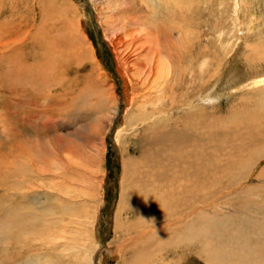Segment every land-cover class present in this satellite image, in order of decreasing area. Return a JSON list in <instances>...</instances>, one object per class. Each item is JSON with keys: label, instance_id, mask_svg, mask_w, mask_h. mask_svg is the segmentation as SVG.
<instances>
[{"label": "rangeland", "instance_id": "1", "mask_svg": "<svg viewBox=\"0 0 264 264\" xmlns=\"http://www.w3.org/2000/svg\"><path fill=\"white\" fill-rule=\"evenodd\" d=\"M147 1L150 8L157 9L163 16L164 9L158 7L161 0ZM236 2L237 0H189L192 11L184 14L195 26L191 28L192 31L196 30L194 36L197 35L195 53H200L203 49L206 53V56L203 53L199 58V66L203 72L208 69L205 73H213V59L220 56L218 58L222 63L225 59L224 64H230L227 73L228 70L230 72L223 82H230V73L238 70L240 73L235 74L242 75V81L239 82V86H242L252 81L255 76L264 77V60H257L260 58L255 53L264 39V0H243L244 5L239 12ZM120 3L121 0L112 1L115 6L109 16L106 15V0H0V264H132L131 250L135 247L130 249V245L126 246L125 250L129 251L126 253L121 251V246L122 241L130 244L134 238H119L116 232L117 214L126 198L122 196L123 190H128L126 183L131 180V172H135L134 168L131 170V161L143 171L145 168L141 167H145L146 160H150L149 151L151 153L155 148L162 151L163 148V145L159 148L157 145L153 146L151 140L154 130L166 127L168 120L183 126L182 121L190 110L177 104L166 108L165 98H162L161 102L155 104L156 111L162 109L159 123H138L137 126L140 127L133 131L130 129L129 119L137 113L136 108L134 107V111L132 108L135 83L133 80L132 83L126 80L124 76H134L135 72L128 73L125 60L130 58L128 62L133 63L137 57L135 49L138 45L135 43L131 50L130 39L125 38L123 32L120 31L121 34L119 31H109L107 19L118 14ZM126 7L131 8L130 5ZM151 14L142 16L147 19ZM78 30L83 35L80 41ZM67 32H74L77 40L71 34V41V35ZM122 35L125 38L121 39L122 43L116 41ZM47 37L55 43L59 40L56 44L63 46L62 49L58 46L61 51L58 50V54L62 53L58 65L54 59L49 62L48 56L46 57L48 52L42 49ZM66 41L72 46L66 45ZM47 44L45 43L46 46ZM46 46L45 49L48 48ZM260 52L261 48L259 55ZM21 53L26 54L27 58L23 57L26 62H22ZM56 55L55 52L54 56L58 57ZM248 56L251 61L254 57L257 58L255 65L245 63ZM147 69L152 73L147 72L148 78L146 75L141 76L138 80L142 84L137 86L142 94L155 93L157 96L156 67L150 65ZM22 75L28 78L26 89L22 85ZM202 76L203 74L200 75ZM261 85L264 86V83L255 87L261 88ZM255 87L223 91L221 84L217 90L222 93L219 106L211 111H195L197 122L203 126L205 123H213L214 120L231 121L215 123L223 126L228 124L225 131L229 128V135H235L229 137L236 138L234 142L224 144L222 150L216 153L220 170L217 179L222 184L228 181L222 177L228 160L224 152L228 154V150L234 149V153L239 155L238 151L248 144H241V137L245 136L249 123L239 129L234 126L254 114L256 106L252 98L258 92ZM193 91H188L183 97L189 100L188 104L194 97ZM257 96L260 100L264 99V92L255 97ZM156 106L153 107V113H156ZM242 108L245 111L237 116ZM116 115L119 117L115 123L113 142L116 147L113 151L108 135ZM199 125L197 123L190 128L195 135L194 142ZM120 129L126 130L128 135L125 132L122 137H116ZM258 146L255 144L249 147L250 155L247 153L248 158L239 164L240 170L238 165L235 166V174L231 177L234 184L222 186L218 190L209 188L211 191L201 187L197 189L199 194L196 192L192 195L194 198L189 196L183 200L189 206L183 207L186 210L182 216L191 218L184 228H190L191 225L193 230H189L191 233L188 231L186 238L179 237V243H184L183 248L187 247L194 253L189 255L188 250L185 253L189 256L180 253L175 257L178 260L181 256L176 264L180 261L184 264H209L206 260L209 253H214L210 250L212 246L217 253L221 251L222 243L233 242L232 246L238 249L242 241L246 242V246L252 245L255 248L247 263L264 264V242L261 240V244L255 235L260 227L264 231V146L262 145L263 149H258ZM4 173L13 175L10 182L9 179L6 182ZM141 179L145 181L146 176ZM142 181H137V190ZM142 186L147 193L148 183ZM167 186V183L164 184V187ZM234 187H238L237 190ZM177 189L178 184L174 186V190ZM160 191L157 188L154 194ZM160 193L164 196L165 190L164 195ZM140 196L139 193L138 197L135 194V199H141L143 205V198ZM174 197H165L168 204L165 202L162 203L165 206H159L166 209L167 217L178 209L172 201ZM176 197L179 200L180 196ZM193 199L195 200L191 201ZM132 202L128 196L127 205ZM136 204L138 206L139 202ZM131 213L129 222L135 224L137 220L134 231L142 228V222L147 226H144L145 232L147 228L150 229V225L156 228L155 225L158 227L162 224L152 216V210L146 207L141 208V212L137 211L138 215L135 214L136 211ZM132 215L136 216L135 220ZM153 218L155 221H152ZM240 221L246 227L240 226ZM122 222L125 223V220L122 219ZM182 224L181 219L172 227L176 229L182 227ZM209 227L216 228L212 237H205L203 234L196 237L195 230L200 232ZM240 234H245L247 239L239 238ZM235 235L239 239L226 241L229 236ZM144 237L149 240L148 233ZM217 247L219 248L216 249ZM244 256H247V252ZM147 264L150 262L147 261Z\"/></svg>", "mask_w": 264, "mask_h": 264}, {"label": "bare ground", "instance_id": "2", "mask_svg": "<svg viewBox=\"0 0 264 264\" xmlns=\"http://www.w3.org/2000/svg\"><path fill=\"white\" fill-rule=\"evenodd\" d=\"M112 1H114V0H106V5H107L106 10H108V12H107L108 14L106 13V15H109V16L111 15V11H114L113 8L115 5L112 4ZM136 4L138 5V7H135ZM127 5H130L131 8L126 7ZM235 5L236 6L238 5L241 7V9H240L237 6V8H238L237 12L242 11V7L244 5L243 0H237ZM158 7L161 9H164L163 10V16H161V14L159 13V11L157 9H155L153 7L150 8L147 0H121V3L118 5V14L112 15V17L107 19L108 23H109V27H108L109 31H111V30H113V32H116V31L120 32L121 31L124 33L125 38L127 37L130 39V45L129 46H130L131 50L134 49L133 45L135 43L138 45V48L135 49V51L137 52V54H135V56L137 55V57L134 59L133 63L128 62L130 60L129 57H131V56H129V57L127 56L129 58L128 61H127V59L125 60V68L128 71V73H130L131 71H134L135 73H134V76H131V77H129L126 74L127 76H124V78L126 80L128 79L130 82H131V80H133V82L136 84V85L133 84L134 96L132 98V100H133L132 108L134 111L135 110L134 107H135L137 110V113L129 119L128 123H131V125L129 124L130 129L133 131L137 127H140V126H137L138 123L141 125H144L146 122H149V121L153 122V123H156V122L159 123L160 120H158V118L160 117L159 115H161L160 114L161 108H159V110H157L158 111L157 112L156 111V109H157L156 105L158 104L157 102H161L162 98H165L164 101L167 104L166 108H168L169 105L175 106V104H177V105H181V106H186L187 109L190 110V111L187 110L188 113L185 116V119L182 121L183 126H181V125L178 126V124L176 125V123H174L170 120H168V121L166 120L167 121L166 127H163V128L159 127V129L157 128L158 130H156V129L154 130L153 135H152L153 139L151 140V142L153 143V146L157 145L159 148L160 145H163V148H162V151H157L156 148L154 149L156 152L152 150V152L150 153V151H149L150 160L148 161L145 159L147 161L146 162L147 164L145 165V167L144 166L141 167L143 169L145 168L143 170L144 172L141 169H138L139 168L138 165L131 161V163H132L131 170L134 168L135 172L134 173L131 172L132 177L129 176L131 178V180L126 183V185L128 186V190H123L122 196L124 195L123 197H126V198L122 202V204L120 205L121 207L119 208V211L117 214L116 232H118L119 238H123V237L129 238V239H130V237L134 238L130 244L128 241L126 243L124 241H122L123 245L121 244L122 245L121 251L122 252L125 251L126 253L129 252L128 250H125L126 246L130 245V249L135 247V249L131 250L133 252L132 259H130L132 264H147V261H148V263L150 262V264H176L178 262V260L181 258V256L178 260L177 259L175 260V257L179 256L180 253H182L183 255L187 254V252L185 253V251L188 250L189 255L190 254L192 255L194 252L191 249H189V248L187 249V247L183 248V245H184L183 240H182L183 244L179 243V237H183V239H184L188 236V234H189L188 231L191 229L193 230L191 225H190V228L187 227L188 229L184 228V226H187L189 224V221L191 220V218L190 219L187 218V219H189V220H187L186 218H183V216H182L183 212H185V210H186L183 207L189 206L187 204V202L183 201V200L187 199L189 196L192 197V195L196 194L197 189L201 188V187L205 188V189L206 188H208V189L209 188L210 189L215 188L216 190H218L217 188H220L222 186L227 187L228 184H229V186H231L232 184H234V182L232 181L233 179L231 180V177H233V175L235 174L233 172L236 170L235 166L238 165V169L239 170L241 169L239 164H241L246 158H248V156L246 157V154L248 153L249 147L251 145H255V144L257 145L258 144L259 145L258 149H260L264 146V144H263L264 143V99L260 100L258 97L259 95L257 97H255L257 94H259V93L262 94L264 92V86L261 85V88L255 87V86H259V84L264 83V77L262 75L255 76L253 78V80L250 82H247L246 85L239 86L240 85L239 82L242 81L243 77L241 74L236 75L235 73H240V72L238 70H235L236 72L230 73V78H229L230 82H228V81L223 82L224 77H227L229 72H230L228 70V73H227V69L230 68V67H228L230 64H229V62L224 64L225 59L223 60V63H222V61H220L218 58L220 56H217L216 59H213V62H212V64L214 65V68L212 71L213 73L210 74L208 72L209 75H208V73H205L208 69H206L203 72L202 68L199 66V63H200L199 58H201L200 56L203 55L205 50L203 49L200 53H195L194 48L197 45L195 42V40L197 39V35L194 36V34L196 33V30H194L195 32L191 30V28L192 27L194 28L195 26H194V24H192V22L188 21V18H187L188 16H186L184 14L185 12H190V10L192 11L191 4H189V0H161V1H159ZM146 13H148V14L152 13V14L150 16H147V19H145V18H143L142 14H146ZM116 23H117V25H116ZM117 29H119V30H117ZM119 32H117V33H119ZM48 34L46 36H48ZM68 34H70V35L72 34L74 39L77 38L76 34H74V32H70ZM72 35L69 36L71 41L73 39ZM81 35H82V33H80L78 30L79 41L81 40V38H83L82 37L83 35L82 36ZM116 36H118V35L116 34ZM192 36H194L195 39ZM121 37L122 38H119V37L116 38L115 37L116 41H119V42L121 41L120 43H122L123 40H121V39H125V38L123 37V35ZM55 41H57V40H55ZM127 41H129V40H127ZM73 42H74V40H73ZM73 42H72V44H73ZM45 43H48L47 46L45 45ZM45 43H44V45H43V43H40V45H43L42 49H44L46 51V53L48 52L46 57L48 56L49 62L51 59H54L56 65H58L59 64L58 61L60 60L59 58L62 57V53H60V55H59L58 54L59 52H57V51L59 49H62L63 46L61 44L57 45L58 43L56 44L49 37H47V40L45 41ZM259 44H260V48H261L260 55H259L260 48L255 50V53L258 56L257 58H260V59H257L254 57L253 61H251L249 59V56H248L246 59V62H245L246 64L255 65L256 59L260 60V61L264 60L263 59L264 58V39ZM66 45H71V44H69V42L66 41ZM45 46L48 48L45 49ZM58 46H61V47L59 48ZM63 51H65V50H63ZM55 52L57 53L56 56H58V57L54 56ZM133 52H134V50H133ZM22 54L23 53H21V59L23 62V61H25L23 59V57L27 58V56H25L26 54L25 55H22ZM204 56H206V53H204ZM51 62H52V60H51ZM45 63H47V61ZM150 65L156 67L155 72H157V74H158V75L155 74L156 79H157L155 84H157V88H158L157 96L155 93H154L155 96L152 94H142L139 91V87L137 86L138 84H142V83H139V80H138V79H141L140 78L141 76L146 75L147 72L152 73L147 69L148 66H150ZM53 66H54V63H53ZM46 67H48V66L46 65ZM239 70H241V69H239ZM202 74H203V76L200 77V75H202ZM204 74H205V76H204ZM147 75H146V77L148 78L149 75L148 76ZM22 78H23L22 80H24L22 85L26 89V88H28V86L25 83L27 82L28 78H27V76L25 78V75H22ZM229 79H227V80H229ZM147 80H149V79H147ZM154 80H155V78H154ZM146 82H148V81H146ZM221 84L223 85V88H222L223 91H224V89L227 91L230 89L240 91V90H243L244 88H251L252 86L255 87L256 88L255 90L258 91L254 95V97L252 98L253 100H255L254 106H256V109L253 110L254 114L251 115V117L247 118L246 121L244 120L241 123H235V126H234V128L239 129V128L246 127L245 123H249V125L246 127L245 136L240 135V136H242L241 137V140H242L241 144H243V143L247 144L248 143L249 145L247 144L246 146H244V148H241L242 150L238 151L239 155H236V153H234V151H235L234 149L228 150V154L227 153L225 154V152H224V155H226V157H228V160L225 159V160H227V162H226L225 170L222 171L224 173L222 177L228 179V181H226V183H223V184L220 182V180L217 179V176H219L218 173L220 172V170L218 167L219 161L217 160V162H216V158H217L216 153H218V151L220 149L222 150V147L224 144H230L231 141L234 142V140L236 138L233 139L232 137H234L235 135L234 134L232 135L230 133L232 135V137H229V136H231V135H229V131L227 132V129H229V128H227L225 131V128L228 124L226 126H223L222 124L221 125L215 124V123H224L225 121L217 122L214 120L213 123H205L203 126L202 123L197 122V120L195 118V111L196 110H199L200 112H202L203 110L204 111H211L215 107L217 108V106H219L220 100L222 97V93L217 92V90H219L218 86H220ZM232 84H234V87L231 88ZM143 85H145V84H143ZM136 86H137V88H136ZM150 86H151V84H150ZM151 88H152V86H151ZM136 90H138V93H135ZM192 90H194L193 91L194 97L192 98L191 102L188 104L189 100H185L183 97H184L185 93H187L188 91L192 92ZM149 91H148V93H150ZM237 91H236V94H238ZM139 92L141 94H139ZM250 97H251V95H250ZM156 99H157V101L154 102V100H156ZM192 101L194 102V104ZM195 102L199 106L195 105ZM154 106H156L155 112L157 114L153 113L154 112V108H153ZM162 106L163 105H161V107ZM186 107H184V108H186ZM188 107H190V108H188ZM170 110H172V109H170ZM164 111H166V110H164ZM180 111L181 110L179 109V112ZM244 111L245 110H243V108H242L241 111L237 113L238 114L237 116L241 115ZM171 112H169V114ZM155 117H156V120H154ZM175 118L173 120L176 122ZM179 120H181V119H179ZM179 120H177V122ZM238 121H240V119ZM228 122L230 123L231 121H228ZM228 122H225V123H228ZM197 123H199L200 125H199L198 131H197V138L195 139V142H194L195 135L192 133L190 128L193 127L194 125H196ZM227 127H229V126H227ZM217 130H219V131L216 133L215 131H217ZM132 131H131V133H132ZM125 132H126V130L120 129L117 132L116 137H119V136L122 137ZM231 132H233V131L231 130ZM238 133H239V131H238ZM126 134L128 135L127 132H126ZM151 134H152V132H151ZM247 139H248V142H247ZM157 146H155V147H157ZM255 148L257 149L256 146H255ZM237 149L240 150V148H237ZM262 151H264V150H262ZM243 152L245 155H243ZM152 153H153V155H152ZM255 154L259 155L258 153H255ZM248 155H250V154L248 153ZM250 157L252 158V156H250ZM128 173H129V171H128ZM4 175H5V173H4ZM5 176H6L5 177L6 182H8V179L10 182L13 175L11 173H9V174L6 173ZM145 176H146L145 181L144 180L142 181L141 178H145ZM125 177H127V176H125ZM179 179H181V180L179 181ZM140 180L142 181V183H140V186H142V184L145 185L148 183V192L147 193L144 192V188H145L144 186H142V187L139 186V190H137L136 183H137V181L139 182ZM6 182H3V183H6ZM166 183L168 184V186L164 187V184H166ZM124 184H125V182H124ZM177 184L179 185V189L174 190V186ZM236 186H237V184H236ZM157 188H159V191L161 190L160 192H162L163 195H164V190H165L164 196L167 199H168V197L172 198L175 196L174 199L173 200L170 199V201L172 200L175 203V205L178 207V209L175 210L174 212H171L172 214L171 215L169 214L170 216H168V217L166 216V212H165L166 209L164 210V209H162L163 207L162 208H160V207L162 205H164L162 203L166 202V204H168L169 201H167L165 199V197L162 196V194L160 192L159 193L157 192L158 194L157 193L154 194L155 189H157ZM237 188H235V190H237ZM230 189L228 191H230ZM231 190H234V189H231ZM137 191H139L138 193L141 195L140 197L143 198V205H142V201H140L141 199H139V201H137L138 198H137V200L135 199V194H137V197H138ZM224 191L228 192L226 190H224ZM145 193H146V196H145ZM175 193H176V195H174ZM170 194H172V195H170ZM230 194H232V193H230ZM156 195H157V197H159V196H161V197L157 198ZM177 195L180 196L179 200H177V197H176ZM228 195H229V193H228ZM128 196L133 202L131 204L127 205V197ZM123 197H122V199H124ZM192 198H194V197H192ZM194 200L195 199H193L191 201H194ZM211 200L209 201V203L211 202ZM206 201H207V199H206ZM137 202H139L138 206L136 204ZM171 203H169V204H171ZM194 204H196V203H194ZM198 204H199V202H198ZM143 207H146V209H151L152 210V216L155 217L156 220H158V223H162V224L158 225V227L155 225L156 228H154L153 226L151 227V225H150V229L147 228V231L145 232L144 228L147 226H145V224L142 222V224H143V226H141L142 228L140 230H139V228H137L138 230L135 229V231H134V228H136L137 220H136L135 224H132L131 222H129L131 220L130 219V216L132 214L131 211L133 213H134V211H136L135 214L138 215L139 213L137 214V211L141 212V208H143ZM187 208L191 209L189 207H187ZM94 209H95V207H94ZM208 209H209V207H208ZM198 210H200V209L198 208ZM211 210H213V209H211ZM263 210H264V208H263ZM128 212H130V214ZM216 213H217V211H216ZM92 214L93 213H91V215ZM195 214L197 215V213H195ZM215 215H213V216H215ZM133 217L134 216L132 215V218ZM194 217H196V216H194ZM200 217L203 220V217L201 215H200ZM155 218H153L152 221L153 220L155 221ZM122 219L125 220V223L122 222ZM135 219H136V216L134 217V220ZM166 219H168V220H166ZM181 219H182L184 225L182 224L183 225L182 227L180 226L176 229H173L172 226L175 223H178ZM242 220H243V218H242ZM150 221H149V223H150ZM259 221H260V219H259ZM4 222H5V220H4ZM139 224H141V223H139ZM6 226H8V224H6ZM17 226H18V224H17ZM240 226H245L244 222H241ZM210 227H209V229L207 228L206 230H201L200 232L198 229L195 230L196 237H198L199 234H203L205 237H209V236L212 237L213 231L215 230V232H216V228L214 229V227H212V228H210ZM260 228H258V230H256L255 235L259 239V242H261V240L264 242V231L262 232V228L261 229ZM19 229L20 228H18V230ZM165 229H166V231H165ZM142 230L144 233L142 232ZM218 230H220V229L218 228ZM16 231H15V233H16ZM17 232L19 233V231H17ZM5 233H7V231ZM147 233L149 236V240L146 237H144L145 235H147ZM227 233H229V232H227ZM141 235H143V237ZM163 235H165V236H163ZM250 235H251V233H250ZM224 236H225V234H224ZM239 238L247 239L245 234H240ZM239 238L236 235L235 236H229L226 239V241H232V240L234 241V240L239 239ZM146 239H147V242H146V246L144 247ZM221 240H222V238H221ZM232 243L233 242H231V244L222 243L221 244L222 249H221V251H218V252L216 251L217 253H215V247L212 246V249H210V250L213 251L214 253H212V254L209 253L206 261L209 264H248L247 261H248V259H250L252 257L251 253L255 249L254 246H252V245L246 246V242L242 241V242H240V247H238V249H236L232 246ZM261 244H263V243L261 242ZM168 245H169V247L167 248ZM171 246H174V247H171ZM218 248L219 247H217L216 249H218ZM118 251H120V250H118ZM245 252H247V256H244ZM260 256H262V254ZM262 258L264 259V256ZM103 259H102V261L104 262L105 260H103ZM95 260H97V258ZM100 261H101V259L99 260V262ZM93 262H94V260H93ZM178 264H184V263H181V261H180Z\"/></svg>", "mask_w": 264, "mask_h": 264}, {"label": "water", "instance_id": "3", "mask_svg": "<svg viewBox=\"0 0 264 264\" xmlns=\"http://www.w3.org/2000/svg\"><path fill=\"white\" fill-rule=\"evenodd\" d=\"M91 16L93 18V14H91ZM120 99H121V96H120ZM120 108H121L120 109V111H121L122 110V106ZM118 117H119V115H116V117L113 119L112 128H111V131H110V133L108 135V140L110 142V146H111V149L113 151H115V147H116V145L114 144L113 140H114L115 123L117 122ZM95 258H97V256H95Z\"/></svg>", "mask_w": 264, "mask_h": 264}]
</instances>
